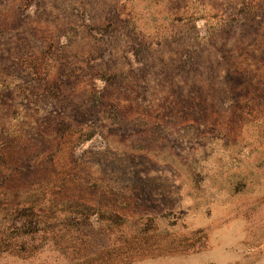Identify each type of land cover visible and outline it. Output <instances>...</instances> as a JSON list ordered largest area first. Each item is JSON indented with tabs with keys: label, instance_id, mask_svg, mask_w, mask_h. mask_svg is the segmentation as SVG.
<instances>
[{
	"label": "rangeland",
	"instance_id": "rangeland-1",
	"mask_svg": "<svg viewBox=\"0 0 264 264\" xmlns=\"http://www.w3.org/2000/svg\"><path fill=\"white\" fill-rule=\"evenodd\" d=\"M40 200L0 264H264V0H0V203Z\"/></svg>",
	"mask_w": 264,
	"mask_h": 264
},
{
	"label": "trees",
	"instance_id": "trees-1",
	"mask_svg": "<svg viewBox=\"0 0 264 264\" xmlns=\"http://www.w3.org/2000/svg\"><path fill=\"white\" fill-rule=\"evenodd\" d=\"M43 92L46 96H48V98H52V96L53 98H58L60 88L56 84H47V86L43 89ZM26 202L27 205L19 207V201H17V203L13 204L10 209L6 208L7 205L0 203V211L9 209V213L11 214V216L18 218V224L11 227L8 231L5 230V232L2 234V237H0V253H5L7 251L15 249L24 253L28 252V254H30L29 256L41 254L46 250L47 247H50V245H48V240L51 241L53 240V238L59 236L58 234L53 232L55 226L57 225V222L52 223L51 221H47L48 215H46L47 213H45L44 201L40 200L34 202ZM74 206H76L75 208L78 213H76L75 211L74 212L78 215V217L73 216V218H78L79 222L88 219V217L96 213H98V215H101L102 212L100 209L89 203L81 202ZM111 211L112 212L109 211V218H111L114 223H118L120 225L124 221V218L116 211ZM73 218H70L69 220H66V218H64L63 224L72 221ZM139 232L140 233H138V235L145 232V229L141 228ZM11 234H13V236L27 238L31 240V242H34L36 240L40 241L39 243L23 242L21 244L18 243L16 245L10 246L8 244V239ZM119 234V238H122V236L124 235L123 232Z\"/></svg>",
	"mask_w": 264,
	"mask_h": 264
}]
</instances>
